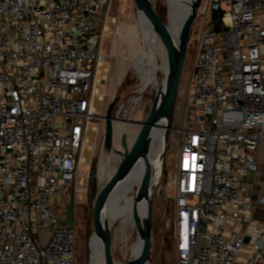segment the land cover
Here are the masks:
<instances>
[{
    "label": "built area",
    "instance_id": "built-area-1",
    "mask_svg": "<svg viewBox=\"0 0 264 264\" xmlns=\"http://www.w3.org/2000/svg\"><path fill=\"white\" fill-rule=\"evenodd\" d=\"M115 2L125 7L126 0H0V264H77L75 220L68 225L58 208L90 179L81 174L92 167L83 152L95 147L91 122H105L96 102L105 100L104 40L120 29V20L114 32L109 26ZM199 2L173 180L177 264H264V224L255 217L264 195L254 202L247 182L259 173L264 142V0ZM117 99L113 124L134 122L141 97ZM118 139L114 129V150Z\"/></svg>",
    "mask_w": 264,
    "mask_h": 264
},
{
    "label": "rangeland",
    "instance_id": "rangeland-1",
    "mask_svg": "<svg viewBox=\"0 0 264 264\" xmlns=\"http://www.w3.org/2000/svg\"><path fill=\"white\" fill-rule=\"evenodd\" d=\"M151 4L156 10L162 9L164 15V22L169 24V29L174 35L173 27L169 18V6L167 0H151ZM112 16H114V22H109L110 30L114 32L117 22L120 20V29L118 32L104 40V51L108 57V63L105 64L108 73L107 79L104 85L100 87L103 94H105V100L101 104L96 102V108L98 114L102 116L106 115L107 109L111 104L113 96L116 99L119 97H141L140 112L134 122H131L127 126V133H122L119 136L115 150L124 151L121 147V140L124 135L127 136V142L130 144L134 138L138 135L142 123L145 121L151 105L154 101L155 91L158 88L160 81H162V75L167 62V53L165 47L160 42L159 37L156 35L158 41L157 47H155L156 55L159 61V72L153 85L143 92V94L137 90L142 86V82L134 70V64L136 58L141 50L143 41V34L141 31L140 18L136 13L132 11L127 5L123 9H120V3H114ZM139 18V19H138ZM196 26L193 25L191 30V44H189L186 54V60L184 63L183 73L178 91V97L176 101L175 113L172 121V130L169 137L168 148L165 155L163 174L161 183L167 187L168 198L165 197V193L158 192V179L155 184L152 199L153 208V239L152 248L150 254V264H177L176 253V214L174 197L176 196L175 185H173L174 175L177 171L179 149L181 145L180 133L178 130L182 127V116L185 111L186 98L190 89L192 72L194 68V62L198 53V42L195 40L194 31ZM190 43V42H189ZM118 85V90L115 94V86ZM99 127V133L97 135L92 128ZM106 123L99 121H92L89 127V133L87 139L90 145H95L93 152L88 151V147H85L83 152V158L87 164H91V169L87 166L81 167V174L87 176L90 174L88 181L78 183L70 196L60 199L62 206H59L58 213L62 215L64 221L68 225H74L78 235V247H77V264H90V249L89 239L93 232L92 215L94 200L92 199V189L94 179H96L97 195L101 191L102 187L106 184V180L111 176L117 166L116 161L109 159L102 148V144L105 137ZM130 134V135H128ZM96 139V140H95ZM119 157V155H115ZM93 158V159H92ZM154 168H156L157 157H152ZM154 169V171H155ZM98 178V180H97ZM156 189V190H155ZM141 212L139 207L137 210L138 218ZM117 221L114 227H112V240L115 246V260L127 263L131 256L128 251L133 245V240H136V229L138 224V218L135 224L129 222H123V216L117 214ZM134 227V230L132 229ZM92 245V240H91Z\"/></svg>",
    "mask_w": 264,
    "mask_h": 264
},
{
    "label": "water",
    "instance_id": "water-1",
    "mask_svg": "<svg viewBox=\"0 0 264 264\" xmlns=\"http://www.w3.org/2000/svg\"><path fill=\"white\" fill-rule=\"evenodd\" d=\"M192 5L191 13H189L183 22L179 32V38L176 39L169 29V24H166L157 11L151 4V0H126V5L134 11L137 17L146 20L152 27L156 35L163 41L167 53V69L163 74L162 81L158 92L154 97L149 113L142 123L138 135L129 144L127 137L124 135L121 140V147L124 151L113 149L114 140V124L113 112L118 99L112 101L109 105L105 123L106 131L104 137V148L107 152H114L119 155V162L111 176L106 180V184L102 187L97 195L96 179H94L92 189V199L94 200L92 225L93 232L89 239L90 264H92V249L91 240L96 238L99 242L105 239L104 248L110 254V264L115 263L114 250L115 246L111 239V228L106 216L107 208L110 201L118 189L124 182L129 170L131 169L135 159L139 154L144 156L147 154L145 149L151 144H158L159 140L162 143L161 152L157 156L155 173L158 182L161 181L163 174V165L166 151L168 148L169 137L171 136L172 121L176 108L179 86L183 73L184 63L186 60L187 49L190 40L192 25L195 20L196 10L199 6V0H195ZM138 18V19H139ZM153 168L148 167L142 180V192L145 198L151 194L150 183ZM148 218V219H147ZM147 221L148 227V245L145 254V264H150V254L153 239V208H149L146 204L143 213V218ZM147 219V220H146ZM134 230V227L132 228ZM137 241L133 240V246ZM103 245V244H102ZM139 262V261H138ZM140 263V262H139Z\"/></svg>",
    "mask_w": 264,
    "mask_h": 264
},
{
    "label": "bare ground",
    "instance_id": "bare-ground-1",
    "mask_svg": "<svg viewBox=\"0 0 264 264\" xmlns=\"http://www.w3.org/2000/svg\"><path fill=\"white\" fill-rule=\"evenodd\" d=\"M195 0H167L169 6V18L171 26L174 30V37L176 39L179 38V32L185 20V17L191 13L192 5ZM141 31L143 34V41L141 45V50L136 58L134 64V70L137 73L138 77L142 82V86L137 90L143 94V92H147V90L153 85L156 80V77L159 72V61L156 55L155 47L158 45V41L156 39L155 32L153 31L151 25L144 19L140 18ZM160 39V38H159ZM160 42L163 44V41L160 39ZM165 47V46H164ZM166 50V49H165ZM167 69V62L165 64V68L163 71ZM163 76V75H162ZM161 85V81L156 89V93L158 92ZM147 89V90H146ZM155 93V95H156ZM140 94V93H139ZM140 94V95H142ZM155 97V96H154ZM140 98V97H139ZM140 99H137L139 101ZM136 101V100H135ZM129 126L128 123H115V142L116 139L127 129ZM162 143L159 140L158 144L153 143L150 144L145 151L147 154L144 156L142 153L137 156L135 162L133 163L131 169L129 170L126 179L122 184L118 187L116 192L114 193L110 204L107 208L106 216H108V221L111 228V239H112V227L115 226L117 221V214H121L123 218V222H129L130 224H135L138 214L137 210L141 205V212L138 218V224L136 229V240L137 243L135 246H132L128 251L131 253L129 261L127 263L122 260L116 261L114 264H145V254L148 245V227L147 221L144 222L143 213L145 210L146 204L149 208H152V199H153V191L155 188V184L157 181V176L154 171V164L152 157L155 158L158 156L159 152H161ZM106 155L109 156V159L112 161H116L118 163L120 157H115L114 154L106 152ZM148 167L153 168L151 183H150V191L151 194L148 198H145L142 192V180L143 176ZM98 180V178H97ZM148 219V218H147ZM146 219V220H147ZM106 240L102 239L100 242L96 239H92V264H110V259L107 250L104 248V242ZM103 244V245H102ZM140 263H139V262Z\"/></svg>",
    "mask_w": 264,
    "mask_h": 264
},
{
    "label": "crops",
    "instance_id": "crops-1",
    "mask_svg": "<svg viewBox=\"0 0 264 264\" xmlns=\"http://www.w3.org/2000/svg\"><path fill=\"white\" fill-rule=\"evenodd\" d=\"M258 170H259L258 175L251 173L247 177V182L251 184L250 194L254 202H256L261 196L264 195V142L262 145V149L258 154ZM255 217L260 223L264 224L263 206L261 205L256 206ZM242 231L244 232L245 229H242ZM246 240L249 243L256 241L253 229L247 232Z\"/></svg>",
    "mask_w": 264,
    "mask_h": 264
},
{
    "label": "trees",
    "instance_id": "trees-1",
    "mask_svg": "<svg viewBox=\"0 0 264 264\" xmlns=\"http://www.w3.org/2000/svg\"><path fill=\"white\" fill-rule=\"evenodd\" d=\"M162 9H156V11H157V13H158V15L161 17V19L164 21V15H163V12L161 11ZM221 18H222V13H220V12H215L214 14H213V24H214V28L216 29V30H220L221 28H222V22H221ZM124 133H127V129L124 131ZM128 135H130V134H128ZM120 160V159H119ZM119 162V161H118ZM174 205H175V203H174ZM140 208H142L141 207V205L139 206Z\"/></svg>",
    "mask_w": 264,
    "mask_h": 264
}]
</instances>
